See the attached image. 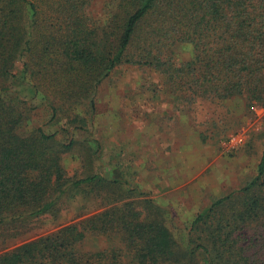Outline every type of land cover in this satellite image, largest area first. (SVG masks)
<instances>
[{
    "label": "trees",
    "instance_id": "trees-1",
    "mask_svg": "<svg viewBox=\"0 0 264 264\" xmlns=\"http://www.w3.org/2000/svg\"><path fill=\"white\" fill-rule=\"evenodd\" d=\"M92 2L0 0V227L58 218L69 193L119 184L98 171L71 178L63 160L82 143L71 125L87 122L83 107L94 113L121 65L153 67L193 111L238 97L264 108V0H106L98 13ZM183 43L193 53L178 60ZM41 107L49 118L33 124ZM136 204L110 201L0 264H264V145L255 176L199 212L181 242L153 205ZM88 234L118 235L122 248L85 250Z\"/></svg>",
    "mask_w": 264,
    "mask_h": 264
},
{
    "label": "rangeland",
    "instance_id": "rangeland-1",
    "mask_svg": "<svg viewBox=\"0 0 264 264\" xmlns=\"http://www.w3.org/2000/svg\"><path fill=\"white\" fill-rule=\"evenodd\" d=\"M105 1L93 0V10L100 12ZM192 53L190 44L176 48L178 60ZM182 104L166 91L153 67H117L99 86L94 113L83 107L87 122L71 125L83 126L76 129L82 143L64 155L63 163L71 178L98 171L119 184L101 186V196L96 190L69 193L58 218L48 214L17 228L1 226L0 253L101 212L110 201L153 205L179 242L187 238L199 212L255 176L264 145V108H248L241 97L204 102L194 111ZM47 118L49 110L41 107L33 124ZM59 127L56 122L45 125L47 131ZM237 133H243L244 145L225 153L224 139ZM86 150L92 164L79 156ZM83 245L89 251L122 248L118 235L88 234Z\"/></svg>",
    "mask_w": 264,
    "mask_h": 264
},
{
    "label": "built area",
    "instance_id": "built-area-1",
    "mask_svg": "<svg viewBox=\"0 0 264 264\" xmlns=\"http://www.w3.org/2000/svg\"><path fill=\"white\" fill-rule=\"evenodd\" d=\"M245 143V137L243 133H237L229 135L227 138L224 139L223 142V151L225 153L232 152Z\"/></svg>",
    "mask_w": 264,
    "mask_h": 264
}]
</instances>
